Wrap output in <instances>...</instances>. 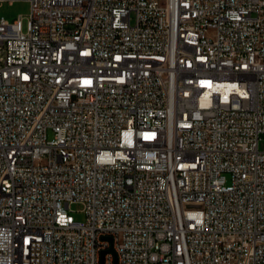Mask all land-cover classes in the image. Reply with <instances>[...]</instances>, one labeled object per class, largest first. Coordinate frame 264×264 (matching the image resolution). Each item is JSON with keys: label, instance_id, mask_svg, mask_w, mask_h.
<instances>
[{"label": "built area", "instance_id": "2783aa9c", "mask_svg": "<svg viewBox=\"0 0 264 264\" xmlns=\"http://www.w3.org/2000/svg\"><path fill=\"white\" fill-rule=\"evenodd\" d=\"M25 1L26 29L0 16V264H264V0Z\"/></svg>", "mask_w": 264, "mask_h": 264}, {"label": "rangeland", "instance_id": "374dc122", "mask_svg": "<svg viewBox=\"0 0 264 264\" xmlns=\"http://www.w3.org/2000/svg\"><path fill=\"white\" fill-rule=\"evenodd\" d=\"M30 14L31 4L28 1L20 0L12 4L0 3V16L4 17L11 23L22 17L25 29L30 20ZM83 208V204L75 202L70 206V214L73 215L77 221L84 220L86 218V214L84 213Z\"/></svg>", "mask_w": 264, "mask_h": 264}, {"label": "water", "instance_id": "95a60500", "mask_svg": "<svg viewBox=\"0 0 264 264\" xmlns=\"http://www.w3.org/2000/svg\"><path fill=\"white\" fill-rule=\"evenodd\" d=\"M105 238L111 239V237H105ZM107 252H112V253H114V255H115V261H117V254H116V252H115V250H114V248H113L112 246H111L109 249H106V250H103V251H102V260H104V256H105V254H106Z\"/></svg>", "mask_w": 264, "mask_h": 264}]
</instances>
